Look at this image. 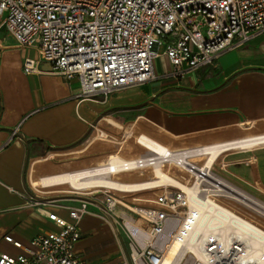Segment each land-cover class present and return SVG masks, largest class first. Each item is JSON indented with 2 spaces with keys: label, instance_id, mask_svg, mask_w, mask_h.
<instances>
[{
  "label": "built area",
  "instance_id": "built-area-1",
  "mask_svg": "<svg viewBox=\"0 0 264 264\" xmlns=\"http://www.w3.org/2000/svg\"><path fill=\"white\" fill-rule=\"evenodd\" d=\"M0 18L19 48L35 46L52 74L77 80L78 97L105 98L153 80V61L160 56L168 60L170 74L179 77L213 64L226 50L243 46L264 31V0H0ZM37 63L24 58L22 69L33 73ZM19 125L3 146L13 138L21 140ZM221 147L226 146L168 149L165 155L148 152L128 162L129 166L125 164L124 171H130L131 165L132 170L175 167L189 175L198 198L222 205L264 230L235 209L244 203L218 187L222 180L263 207L241 188H257L255 183L247 184L233 175L223 177L222 164L215 171L217 157L212 162L209 158ZM29 185V190L18 193L24 205L57 229L35 234L27 245L4 236L21 253L13 257L0 253V264H89L74 250L81 238L79 221L86 215L101 219L111 229L122 246L118 264H259V257L252 256L248 235H240V224L231 221L196 237L198 257L182 247L172 255L175 240L192 232L193 216L186 193L176 186H163L151 199L133 198L144 202L134 205L107 188ZM53 209L64 210L66 217Z\"/></svg>",
  "mask_w": 264,
  "mask_h": 264
},
{
  "label": "crops",
  "instance_id": "crops-1",
  "mask_svg": "<svg viewBox=\"0 0 264 264\" xmlns=\"http://www.w3.org/2000/svg\"><path fill=\"white\" fill-rule=\"evenodd\" d=\"M24 58L38 60L33 73L23 71ZM153 71V80L105 98L78 97L77 80L52 74L35 46L19 48L0 18V253H21L4 236L27 245L35 234L57 229L25 206L19 192L29 190L33 180L89 168L116 151L129 155L115 144L131 136L145 135L168 149L225 144L216 165L264 192V31L179 77L170 74L164 56L153 61ZM18 124L21 140L3 146ZM122 177L148 180L145 173ZM153 188L122 191V196L145 198ZM52 211L66 217L62 209ZM79 229L74 250L85 261H121L122 246L101 219L86 215Z\"/></svg>",
  "mask_w": 264,
  "mask_h": 264
},
{
  "label": "bare ground",
  "instance_id": "bare-ground-1",
  "mask_svg": "<svg viewBox=\"0 0 264 264\" xmlns=\"http://www.w3.org/2000/svg\"><path fill=\"white\" fill-rule=\"evenodd\" d=\"M137 142L146 148L147 153L153 152L159 155H165L168 150L167 147L162 146L145 135H141ZM219 151H221V149H216L211 152L209 162H212L214 158L218 156ZM130 161L132 160L123 159L119 154L113 153L107 157L105 162L99 163L92 169H83L76 172L59 174L57 176L42 178L37 181L33 180L31 184L33 186L38 185L39 187V185L51 186L67 183L74 189L107 188L117 191H134L139 188H152L167 185L176 186L186 193L190 214L193 216L191 221L192 232L186 237H178L175 240L174 247L171 251L172 255L182 247L185 248L189 254L198 257L199 254L197 251L196 237L199 234L205 235L210 233V230L219 227L221 224L230 223L231 221L233 224H240L237 230L240 235H248L249 244L253 247V250L251 249L252 256H255L256 258L259 257V264H264V230L248 223L244 219L234 216L230 210L222 205L198 198L195 186L193 187L182 183L180 180L169 176L163 171V168L158 167V165H155L153 169L155 172V175L153 176L154 179L142 182H121L115 180L112 176L124 171V165L126 164L129 166L128 162ZM128 170H132V165ZM219 182L218 187L224 189L225 192L227 191L233 199L246 205L252 204L253 206L262 208L264 211V207H261L257 201L251 199L243 191L222 180H219Z\"/></svg>",
  "mask_w": 264,
  "mask_h": 264
},
{
  "label": "rangeland",
  "instance_id": "rangeland-1",
  "mask_svg": "<svg viewBox=\"0 0 264 264\" xmlns=\"http://www.w3.org/2000/svg\"><path fill=\"white\" fill-rule=\"evenodd\" d=\"M159 51H161V49H159ZM30 56L32 58H35L36 57V52H35V49H31L30 51ZM139 137V136H138ZM138 137L137 136H131L127 139L126 142H123V143H120V144H115L117 146H121L123 148L126 149V152H128L129 155H123L121 151H116L114 153H117L119 154L123 159H127V160H133L135 158H138V156H140V154H145L147 153V150L145 147H143L142 145H140L137 140H138ZM138 149L140 150L138 153H140L139 155H137V153H135V150ZM137 151V150H136ZM113 154V153H111ZM110 154H108L104 159L103 161L101 162H105L107 160V157L109 156ZM99 162V163H101ZM98 163V164H99ZM98 164L94 165V166H91L89 168H85V169H92L94 167H96ZM214 168H215V171L218 170V165H216V162L214 164ZM154 168L152 167H149V168H146L144 170H131V171H122L121 173H118L116 175H113L112 177L117 180V181H121V182H127L125 181V179L123 180V177L122 176H125L127 174H132V175H135L137 176L139 173H145L146 176L148 177V180H151V179H154V175H155V172L153 170ZM217 169V170H216ZM80 171V170H78ZM163 171L166 172L169 176L173 177V178H176L178 180H180L182 183H185V184H188L190 185V177L189 175L182 171V170H178L177 168L175 167H172V166H164L163 167ZM76 172V171H75ZM222 176L224 177H228L230 178V174L229 172H227L226 168H225V171H219ZM69 173V172H67ZM147 180V181H148ZM65 184L64 186H66L65 188L66 189H70L72 187H70L67 183H63ZM171 186V185H170ZM163 186L162 187H156V188H153V189H149L147 191H150V195H147L145 196V198H153L155 195H157L158 193H160L162 190H163ZM241 188H243V190H245L246 192L254 195L257 200L261 201L260 203L262 204V206L264 207V192L260 191V189L257 187V188H252V187H249V186H246V185H241ZM74 189V188H73ZM90 189H94V188H90ZM112 192L115 194V195H118V196H122V195H125L124 192L122 191H117V190H112ZM127 194V193H126ZM130 203H133L134 205H142L144 204L143 201H134L133 198H126ZM132 204V205H133ZM236 205V204H234ZM235 209L236 207H238V210L240 211V213L247 217V218H250L251 220H253L255 223H257L260 227H262L264 229V211L262 210V208H259V207H255L253 205H251V207H246V205L244 204H237L236 206H234ZM188 252V251H187Z\"/></svg>",
  "mask_w": 264,
  "mask_h": 264
}]
</instances>
